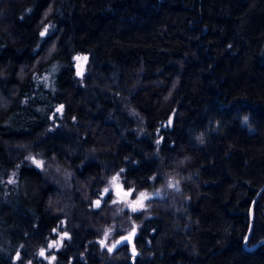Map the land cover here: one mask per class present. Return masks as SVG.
Masks as SVG:
<instances>
[{
  "label": "trees",
  "instance_id": "1",
  "mask_svg": "<svg viewBox=\"0 0 264 264\" xmlns=\"http://www.w3.org/2000/svg\"><path fill=\"white\" fill-rule=\"evenodd\" d=\"M263 187L264 0H0V264H264Z\"/></svg>",
  "mask_w": 264,
  "mask_h": 264
},
{
  "label": "rangeland",
  "instance_id": "2",
  "mask_svg": "<svg viewBox=\"0 0 264 264\" xmlns=\"http://www.w3.org/2000/svg\"><path fill=\"white\" fill-rule=\"evenodd\" d=\"M76 66L78 71L81 73L83 68L85 67V64L88 61V58L84 55H79L75 58ZM63 180L66 182L64 176ZM167 187L173 188L175 190H178L179 185L176 181H170L167 184ZM123 195H128V200L124 202L122 200ZM165 195V189L159 188L155 190H143L141 192L135 193L133 192V189H129L125 186V183L123 182L122 178L118 175H115L111 177L104 188L101 191V200H107V202L110 203V205L116 206L118 208V215L122 214V210L127 209L131 212H141L147 209L148 204L151 200L154 198L163 197ZM125 215L123 216V218ZM141 226L140 221H133L129 226H126L124 232V236L117 239L113 246L117 247L119 245L128 244L130 246H133V241L135 236L137 235V227ZM113 229L109 230V234L103 238L102 242L107 240L109 237L113 234Z\"/></svg>",
  "mask_w": 264,
  "mask_h": 264
},
{
  "label": "water",
  "instance_id": "3",
  "mask_svg": "<svg viewBox=\"0 0 264 264\" xmlns=\"http://www.w3.org/2000/svg\"><path fill=\"white\" fill-rule=\"evenodd\" d=\"M263 190H264V187L262 188V190H261L260 193L258 194L257 198L255 199V201H254V203H253V206L255 205L256 201L258 200V198H259V196H260V194H261V192H262ZM122 200H123L124 202H126V201L128 200V195H123ZM253 206H252V207H253ZM263 242H264V241H263ZM263 242H261V243H263Z\"/></svg>",
  "mask_w": 264,
  "mask_h": 264
}]
</instances>
